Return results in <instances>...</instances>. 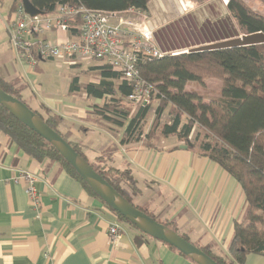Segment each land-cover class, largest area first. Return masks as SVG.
Segmentation results:
<instances>
[{
	"label": "crops",
	"instance_id": "crops-1",
	"mask_svg": "<svg viewBox=\"0 0 264 264\" xmlns=\"http://www.w3.org/2000/svg\"><path fill=\"white\" fill-rule=\"evenodd\" d=\"M12 4L13 0H0V73L4 80L21 89L22 98L32 109L42 112L40 106L43 105L51 113L60 115V130L69 132L70 139L79 143L83 153L89 150L94 160L115 146L109 163L120 170L130 169L138 188L131 195L134 205L160 220L174 222L177 230L193 244L218 253L226 252L232 222L240 220L245 209L244 193L235 179L217 163L172 137L153 141V146L146 145L143 139L120 144V133L109 132L91 113L92 105L100 103L101 99L88 96L84 91H80L79 100L69 88L63 92L65 96L44 91L37 83V63L29 67L9 43L7 26ZM147 12L155 42L163 51L189 49L236 35L235 30L230 32L226 20L225 33L192 43L173 42L170 46L160 41L157 33L167 29L175 40L173 29L168 27L174 21L171 15H185L178 3L150 0ZM210 27L218 30L216 24ZM65 35L63 31L52 30L42 38L55 40ZM92 72L97 79L91 82L96 83L99 77ZM20 172L36 177L38 209L29 202L25 183L18 178ZM115 221L120 227V237L110 244L108 228ZM0 264L195 263L167 244L119 222L58 163L38 162L0 133ZM243 264H264V255L249 253Z\"/></svg>",
	"mask_w": 264,
	"mask_h": 264
},
{
	"label": "trees",
	"instance_id": "trees-1",
	"mask_svg": "<svg viewBox=\"0 0 264 264\" xmlns=\"http://www.w3.org/2000/svg\"><path fill=\"white\" fill-rule=\"evenodd\" d=\"M149 1L29 0L42 15H52L57 3L82 5L90 9L111 12L130 7L146 11ZM20 3L21 0H13L11 10ZM226 7L239 33H264V13L252 11L243 0H227ZM78 22L79 17H76L70 23L71 34H77L78 30L74 25ZM138 68L141 77L155 85L157 95L146 104L135 107L133 113L123 105L127 104L125 98L132 85L121 79L119 73L105 63L88 66L90 71L97 73L98 82H88L81 87L77 84L78 78L74 77L69 91H84L88 96L101 99V103L92 105L91 113L96 115L109 132L120 133V144L141 140L143 133L141 122L149 114L153 101H156L152 131L147 132L144 137L149 140L145 141L146 145L153 146L152 142L158 138L174 137L179 143L193 148L200 156L217 163L235 179L244 193L245 212L242 219L232 222L231 238L226 252L218 253L209 247L194 245L218 264H243L249 253L264 255V43L165 55L139 63ZM206 76L216 77L222 82L220 97L211 98L208 102H205L196 91L185 89L188 82L202 81ZM0 87L28 106L21 96V89L5 81L1 73ZM40 107L42 112L29 108L67 141L117 192L132 203L130 193L122 186V183H125L133 194L138 191L130 169L126 167L120 170L106 165L111 160L115 146L96 157L102 164L93 165L82 152L79 143L70 139V133L60 130L62 117L51 113L50 109L43 105ZM167 107L171 113L170 121L160 124L159 117ZM194 127L199 130L191 142L190 135ZM0 133L38 162L50 160L58 163L80 182L88 194L99 199L50 143L17 120L1 105ZM103 204L119 222L134 227ZM134 206L189 241L177 230L174 222L160 220L146 209Z\"/></svg>",
	"mask_w": 264,
	"mask_h": 264
},
{
	"label": "built area",
	"instance_id": "built-area-1",
	"mask_svg": "<svg viewBox=\"0 0 264 264\" xmlns=\"http://www.w3.org/2000/svg\"><path fill=\"white\" fill-rule=\"evenodd\" d=\"M76 17L79 22L74 26L78 31L71 34L69 25ZM149 19L147 10L134 7L110 12L68 3H57L52 15L29 16L20 3L9 15L8 40L29 67L54 58L98 60L109 65L121 79L132 85L125 100L135 108L157 95L155 85L141 77L138 64L187 52L161 50L155 42ZM52 30L63 31L66 35L55 40L42 38L44 33ZM18 178L25 183L31 206L38 209L40 199L35 186L36 177L29 172H20ZM119 237V224L112 222L108 228L110 244Z\"/></svg>",
	"mask_w": 264,
	"mask_h": 264
},
{
	"label": "rangeland",
	"instance_id": "rangeland-1",
	"mask_svg": "<svg viewBox=\"0 0 264 264\" xmlns=\"http://www.w3.org/2000/svg\"><path fill=\"white\" fill-rule=\"evenodd\" d=\"M150 2V1H149ZM178 3L181 13L185 15L183 17H177V14L171 15V19L174 20L168 29H173L175 38L172 39L168 30H161L157 34L160 41H165L173 46V42H179V44L192 43L194 40L200 38H212L215 37L219 32L225 33L226 20L230 24V32L235 30L237 34L235 36L241 35L238 32L234 19L231 17L230 12L226 7L227 0H175ZM243 2L254 12L264 13V0H243ZM213 8H212V7ZM221 14H224L221 17ZM225 18L224 16H227ZM194 25H193V24ZM217 26L218 30L212 29L210 25ZM199 28L198 30L195 29ZM194 31V32H193ZM181 50H187V48H174L172 51L180 52ZM180 54V53H178ZM100 63L96 60H86L77 58L75 60H67L64 58H54L49 60L37 62L36 72H37V83H39L44 91L57 92L63 94L67 88L70 87L71 81L74 77L78 78L77 84L83 87L87 81H94L97 79L95 73L88 69L89 65ZM222 82L216 77H204L202 81H191L185 86L186 90H192L199 93L205 102H208L211 98L220 97ZM73 96L76 99H81L80 91H73ZM65 96V93L63 94ZM102 102V101H101ZM100 102V103H101ZM123 105L130 110L131 113L135 108L127 102ZM156 101H153L149 109V114L146 119L141 122L143 133L141 139H145V134L152 131V123L155 118ZM171 113L169 107H167L160 115L159 122L164 124L170 121ZM198 128L194 127L190 135V141L192 142L195 134L198 132ZM156 132V130H154ZM153 138V137H152ZM152 138L151 141L153 140ZM174 138V137H172ZM159 140L162 138H158ZM157 139V140H158ZM175 139V138H174ZM87 159L93 165L102 164L101 160L93 159V154L89 150L84 151ZM95 155V154H94ZM105 154H103L104 156ZM101 161V162H100ZM106 165H110L109 162ZM122 186L128 190L130 195L132 191L128 189L125 183ZM245 212V209H244ZM244 215V214H243ZM243 218V217H242ZM241 218V219H242Z\"/></svg>",
	"mask_w": 264,
	"mask_h": 264
},
{
	"label": "water",
	"instance_id": "water-1",
	"mask_svg": "<svg viewBox=\"0 0 264 264\" xmlns=\"http://www.w3.org/2000/svg\"><path fill=\"white\" fill-rule=\"evenodd\" d=\"M21 3L25 13L29 16L41 15L40 11L34 8L29 0H21ZM262 43H264V33L255 32L195 46L189 48L188 51L200 52ZM0 105L17 120L50 143L103 203L125 218L141 233L175 248L195 264H218L192 242L184 239L178 233L150 217L125 199L67 141L50 128L37 113L21 100L5 92L1 87Z\"/></svg>",
	"mask_w": 264,
	"mask_h": 264
}]
</instances>
